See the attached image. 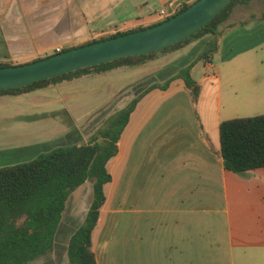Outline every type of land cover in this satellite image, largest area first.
<instances>
[{
  "label": "crops",
  "instance_id": "1",
  "mask_svg": "<svg viewBox=\"0 0 264 264\" xmlns=\"http://www.w3.org/2000/svg\"><path fill=\"white\" fill-rule=\"evenodd\" d=\"M196 1L0 0V61L53 55L96 31L153 25L155 12L176 13ZM261 1L236 6L219 50L193 67L201 90L196 104L176 79L148 93L131 114L107 164L109 184L120 178L121 215L98 242L100 214L93 232L98 264H264V168L227 171L220 141L224 120L264 114V13L248 14ZM148 65L91 73L0 102L16 106L11 120L21 124L55 111L62 88L89 84V104L108 109L152 73Z\"/></svg>",
  "mask_w": 264,
  "mask_h": 264
},
{
  "label": "trees",
  "instance_id": "2",
  "mask_svg": "<svg viewBox=\"0 0 264 264\" xmlns=\"http://www.w3.org/2000/svg\"><path fill=\"white\" fill-rule=\"evenodd\" d=\"M250 1L233 0L213 21L191 38L159 52L122 58L27 86L0 91V96L21 95L91 73H101L120 66L142 65L155 59L160 53L176 51L193 41L206 39L198 57L163 82L155 81L143 87L147 82L146 78L134 85L133 90L136 92L141 85L142 90L138 95L124 108L107 118L103 126L87 141L79 139L55 147L44 144L45 149H41L27 160L11 161L10 157L4 158L5 163L0 164V264H32L38 258L52 252L56 246L57 234L68 200L74 191L89 180L93 182L92 201L84 221L70 237L67 253L70 264H98L93 250V232L98 225L101 209L107 201L105 187L113 180L107 164L119 153V141L131 114L148 93L155 89L165 91L176 79L184 80L196 104L201 90L192 76L193 67L199 61L212 59L219 50L218 42L223 24L229 19L236 6L249 4ZM191 5H183L175 15ZM149 26H139L126 31L117 30L109 36L68 47L63 51L125 35ZM49 56L52 55L43 58ZM20 64L24 63L0 62V67ZM220 141L221 156L227 171L242 174L264 168V114L224 120L220 125ZM14 151L20 154L24 149L0 151V159L4 154L11 155Z\"/></svg>",
  "mask_w": 264,
  "mask_h": 264
},
{
  "label": "rangeland",
  "instance_id": "3",
  "mask_svg": "<svg viewBox=\"0 0 264 264\" xmlns=\"http://www.w3.org/2000/svg\"><path fill=\"white\" fill-rule=\"evenodd\" d=\"M251 13H264V1H261L258 6L252 8V11L248 14ZM105 28L107 27L104 26L99 29ZM130 29L132 28L129 27L119 31ZM117 30L118 29H109L102 32L96 31L90 34L86 39L77 40L69 44L67 47L81 45L93 39L109 36ZM205 40L206 39L204 38L199 39L176 51L160 53L155 59L149 61L147 68L148 70L151 69L152 73L147 75V82L143 84V87L148 86L155 81L163 82L171 75L177 73L183 66L195 60L204 48ZM51 52L52 51L42 52L35 57L21 60L20 62L9 59L1 60L0 62L24 63L26 61H32L36 57L43 58ZM180 55L182 56L178 57ZM160 64L161 66L159 68ZM82 87L83 89H81V86L74 87L71 85L70 87L62 88L59 93L57 92L61 97V101L59 102L60 105L57 106L58 108L55 107L57 108L55 111L50 107V114L41 115L38 118L36 117L34 119L35 121L28 120L30 118H24V122L21 124L12 122L11 120L14 118L11 114L13 113L12 109H15L16 106H7L6 102H0V151L10 150L17 146L24 149L20 154L18 151H14L11 155L4 154L2 159H0V164L5 163L4 158L9 157L11 161L30 159L41 151V149H45L44 144H51L49 146L55 147L76 142L79 141V139L87 141L96 130L103 126L113 111H118L125 107L135 96L138 95V92L142 90L141 85L139 86V89H136L137 92L131 88V91L124 95V98L113 104L114 106L109 107L108 109L103 108L97 110V108L89 104L91 98L84 89V87H89V84ZM3 96L4 95L0 96V98ZM12 96L17 95H8L7 97ZM39 146L41 147L38 148ZM119 181L120 178L117 175L114 183L106 186L108 200L103 210L101 209L102 213L99 228L94 232V238L98 242L106 241L107 236L112 229L113 218L117 217L116 215H121V212L117 211L121 209L122 199L121 184L117 186ZM92 185V180H89L86 184L72 193L59 227L55 249L38 258L32 264H70L67 253L69 240L87 215L92 201ZM111 187L112 189H110Z\"/></svg>",
  "mask_w": 264,
  "mask_h": 264
},
{
  "label": "water",
  "instance_id": "4",
  "mask_svg": "<svg viewBox=\"0 0 264 264\" xmlns=\"http://www.w3.org/2000/svg\"><path fill=\"white\" fill-rule=\"evenodd\" d=\"M233 0H197L160 24L75 47L47 58L0 67V91L10 90L88 67L159 52L179 44L213 21Z\"/></svg>",
  "mask_w": 264,
  "mask_h": 264
},
{
  "label": "built area",
  "instance_id": "5",
  "mask_svg": "<svg viewBox=\"0 0 264 264\" xmlns=\"http://www.w3.org/2000/svg\"><path fill=\"white\" fill-rule=\"evenodd\" d=\"M176 13L175 12L169 13L165 10H160V11L155 12L153 16H154V18H156L157 21L161 22V21H164V20H167V19L173 17ZM124 29H126V28H124ZM124 29H122V30H124ZM62 51H63V48L58 47L55 49V54L60 53Z\"/></svg>",
  "mask_w": 264,
  "mask_h": 264
}]
</instances>
